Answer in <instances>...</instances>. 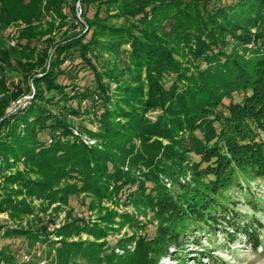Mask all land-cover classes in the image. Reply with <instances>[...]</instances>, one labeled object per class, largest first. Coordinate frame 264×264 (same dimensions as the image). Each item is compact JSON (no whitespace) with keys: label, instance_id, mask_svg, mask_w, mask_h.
I'll return each instance as SVG.
<instances>
[{"label":"trees","instance_id":"trees-1","mask_svg":"<svg viewBox=\"0 0 264 264\" xmlns=\"http://www.w3.org/2000/svg\"><path fill=\"white\" fill-rule=\"evenodd\" d=\"M80 3L90 30L55 45L50 58L51 40L41 39L55 30V22H48L45 31L41 21L45 12L52 11L61 27L66 24L65 0H0V160L4 165L0 182L5 191L0 208L13 203L9 192H23L14 191V185L53 203L68 202L82 192L99 202L133 207L135 214L144 218L151 214L152 220L144 222L137 215L112 210L100 225L88 226L79 218L80 224H69L59 234L86 231L99 241L108 238L120 217L123 225L137 231L124 239L126 245L137 242L135 252L123 257L142 260L148 252V264H159V258L151 255L158 245L165 248L168 239L177 241L180 230L189 231L191 223L210 224L204 215L208 208L213 213L219 208L230 211L224 196L230 188L264 180V0ZM114 19L123 22L114 25ZM19 21L28 26L17 30L16 45L8 48L4 36ZM34 22L39 25L33 26ZM103 54L112 59L101 62ZM124 54L128 61L122 70L118 64ZM75 55L93 71L95 87H74L68 92L58 83L66 74L63 67ZM14 74L22 81L12 91L8 83ZM29 80L36 89L32 101L6 118L11 103L30 91L22 87ZM98 94L103 102L91 103L83 111L82 103ZM225 99L229 100L226 106ZM72 104L77 114L95 116L100 132L89 134L102 140L101 148L71 141L68 124L51 109L69 112ZM155 112L153 119L150 114ZM55 133L49 143L47 135ZM23 159L40 177L38 181L22 174L3 175L11 167L10 160ZM191 172L198 182L182 184ZM64 178L75 182L55 189ZM176 183L182 186L179 194L171 190ZM211 220L215 223L217 218ZM148 224L156 226L155 237L139 238L138 231H146ZM238 230L234 228V234ZM251 238L258 246V237L252 233ZM97 241L64 247L94 252L103 246ZM0 262L14 264L10 259Z\"/></svg>","mask_w":264,"mask_h":264},{"label":"rangeland","instance_id":"rangeland-1","mask_svg":"<svg viewBox=\"0 0 264 264\" xmlns=\"http://www.w3.org/2000/svg\"><path fill=\"white\" fill-rule=\"evenodd\" d=\"M80 1L65 0L66 24L62 27L60 26L61 20L52 11L44 13L41 21L43 29L45 30V27H49L48 22H55L56 27L52 33L44 35L41 39L44 43L47 40H51L48 47L50 58L57 49L55 45L64 44V40L74 34L85 33L90 30L83 18L84 8ZM213 1L216 3L221 2V0ZM93 13L94 10H90L88 17L92 18ZM103 16L105 17L106 14L103 13ZM122 22V20L117 19L111 21L114 25H121ZM32 25L38 26L39 22H34ZM27 26L22 21L14 24V27L10 28L4 36L6 47H14L16 45L13 40L15 33L17 30L24 29ZM253 33H255V29H253ZM78 56L75 55L77 58H70L71 62H68L63 67L66 74L58 79L59 84L67 86L68 92L72 91L74 87H95L96 81L93 71ZM87 56L92 59V63L98 66L100 71L103 70L100 69L99 62L93 58L94 55L92 53H88ZM110 59L112 58L108 54H103L100 57L101 62H108ZM120 60L121 62L118 66L123 70V64L128 61V55L124 54ZM45 68L49 70V62L45 64ZM202 68H205V65ZM21 81V76L14 74L9 80L8 87L13 91L17 86H21ZM171 83L172 80L168 78L167 87L171 86ZM22 87L30 89V91L18 101L11 103L7 110L6 118L16 113L18 109L26 107L32 101L33 94L36 92L33 81L29 80L27 85L22 83ZM112 88L115 89L116 85L112 84ZM102 102L103 97L98 94L82 103L83 111L89 110L91 103L101 104ZM228 103L229 100L225 99L224 105L226 106ZM72 105L73 108H69V112H63L56 106L51 107V109L54 112L61 113V121L68 124L69 131H71V141H80L88 147L97 146L101 148L102 140L89 134V132L94 134L100 132L95 116L77 114L76 104ZM157 114V112L152 113L150 117L154 119ZM2 120L0 121L2 122ZM56 134L47 135L49 143L53 141V136ZM62 140L67 141L69 139L62 137ZM191 157L199 161L196 156L191 155ZM10 165V168L2 171L4 176L22 174L31 177L34 181L40 179L37 174H33L30 171L24 159L18 162L10 160ZM3 167V162L0 160V169ZM240 178L243 179L242 177ZM74 182L65 178L61 179L55 189L57 187L63 188L67 184ZM186 182L193 184L197 183L198 180L191 172L181 181L182 184ZM12 189L23 192L18 195L15 192H9L13 203L10 205L5 204V206H2L3 208H0V228L3 231L0 235V261L10 259L14 261V264H148V252L143 254L142 260L139 258L138 260H132L123 257L128 252H135L137 242L132 241L126 245L124 239L131 238L133 233L137 231L129 224L123 225L120 217L116 218V225L113 226V231H109L108 238L99 241L95 240L86 231L78 233L75 230L70 236L69 234L62 236L59 232L69 224H80L79 218H82L86 224L88 223V226L100 225L105 214L112 210L118 213L137 215L139 220L144 222L145 219L148 221L152 220L151 214L144 218L139 216V214H135L133 207L122 208V206H115L111 201L107 200L99 202L82 192L72 195L68 202L58 201L53 203L46 196L26 194L27 190L19 188L17 185H14ZM171 190L174 194H179L182 191V186L176 183L175 186H171ZM0 195H5L3 181L0 182ZM224 196H226V209L228 207L230 211L227 212L224 209L221 211L219 208L213 213V209H206L204 215L210 224H204L203 222L191 223L189 231L182 232L180 230L177 241L167 240V244L164 245L167 249L166 252L162 254L165 248L162 244L158 245L156 247L157 252L154 253L156 255L150 253L152 257H158L159 264H264V180H256L249 186L244 185L243 188L234 186L227 190ZM22 207L23 209H21ZM232 210L237 213L236 216ZM233 216L235 217L232 218ZM213 217L217 218L215 223L211 220ZM237 226L239 230L234 234L233 229ZM155 227L148 224L147 230L138 231L137 235L139 238L142 236L151 240L155 237ZM247 228L252 230L246 232ZM252 233L254 238L258 237V246L255 245V240L251 238ZM95 241L103 246L94 252L85 248L82 249V252L77 253L64 247L65 243L87 244ZM2 263L0 262V264Z\"/></svg>","mask_w":264,"mask_h":264},{"label":"water","instance_id":"water-1","mask_svg":"<svg viewBox=\"0 0 264 264\" xmlns=\"http://www.w3.org/2000/svg\"><path fill=\"white\" fill-rule=\"evenodd\" d=\"M1 122V121H0Z\"/></svg>","mask_w":264,"mask_h":264}]
</instances>
